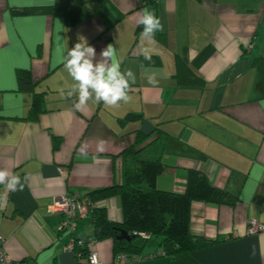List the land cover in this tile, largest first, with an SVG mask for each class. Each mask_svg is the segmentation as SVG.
<instances>
[{
	"label": "crops",
	"instance_id": "crops-1",
	"mask_svg": "<svg viewBox=\"0 0 264 264\" xmlns=\"http://www.w3.org/2000/svg\"><path fill=\"white\" fill-rule=\"evenodd\" d=\"M54 2L0 0V170L19 175L24 185L16 192L0 185V237L12 263L87 264L95 253L101 264H114L112 241L94 240L90 215L73 233L89 242L87 256L65 251L68 237L51 207L66 194L88 197L120 186L123 151L140 135L145 141L137 148L150 158L147 145L160 132L165 171L158 190L183 193L194 169L238 201L191 204V235L218 243L168 258L155 241L124 264H264V231L245 234L251 220L264 225V85L253 66L264 57V0H109L108 30L99 17L70 24L11 13ZM144 10L162 24L153 45L141 36ZM81 38L94 47V63L111 45L121 71L134 73L127 102L107 106L90 98L75 109L78 93L68 95L74 81L63 68L62 47L67 55ZM145 47L152 49L150 60ZM19 69L30 71L42 94L36 121L24 120L31 97L17 92ZM94 205L121 223L118 196Z\"/></svg>",
	"mask_w": 264,
	"mask_h": 264
},
{
	"label": "trees",
	"instance_id": "trees-1",
	"mask_svg": "<svg viewBox=\"0 0 264 264\" xmlns=\"http://www.w3.org/2000/svg\"><path fill=\"white\" fill-rule=\"evenodd\" d=\"M109 0H55L50 6H35L11 9L13 15H49L64 18L70 24H76L90 17H99L108 30L113 24L109 10ZM253 66L260 74L264 85V57L253 61ZM17 92L30 95L31 104L24 120L36 121L42 112V94L35 91L31 73L26 69L16 71ZM137 117V116H134ZM128 118L132 119L133 116ZM163 136L158 133L155 140L147 145L150 158H144L143 149L137 146L145 139L138 135L135 145L128 147L121 154L122 173L120 186H112L91 192L87 197L91 204L90 218L93 224L95 241L109 239L112 241L114 258L121 253L135 258L151 239L160 237L162 255L172 258L180 254L191 253L197 249L219 242L191 235L190 209L193 202H202L216 206H234L238 198L228 192L213 187L207 177L198 170L187 172L183 193L161 191L156 188L158 176L165 171L158 156L162 151ZM118 196L121 203L122 221L113 223L108 220L106 211L97 208L94 202ZM121 232L131 239L129 242L119 240ZM134 232L146 233L148 240L132 236ZM74 250L81 256H87L89 242L76 239ZM89 256V255H88Z\"/></svg>",
	"mask_w": 264,
	"mask_h": 264
},
{
	"label": "clouds",
	"instance_id": "clouds-1",
	"mask_svg": "<svg viewBox=\"0 0 264 264\" xmlns=\"http://www.w3.org/2000/svg\"><path fill=\"white\" fill-rule=\"evenodd\" d=\"M139 24L143 26L141 36L148 45L156 43L155 34L162 31L160 19L150 10H144ZM152 49L145 47L142 50V55L145 60L151 59ZM65 47H62L63 68L74 81L71 91L68 95L78 93V102L74 104L76 110H80L90 98L93 103H100L107 106H116L119 102H127L130 97L128 90L130 82L135 83V75L131 70L122 72L120 62L114 58V49L109 45L101 53V61L94 63L96 56L94 47L87 44L81 38V42L67 51V55H63ZM149 84L155 85L157 81L154 78H149ZM103 141L98 146V151H103ZM85 145H81L79 152L85 155ZM0 185L6 189L16 192L23 190L21 177L12 174L6 170H0ZM92 264H97L96 258H92Z\"/></svg>",
	"mask_w": 264,
	"mask_h": 264
},
{
	"label": "built area",
	"instance_id": "built-area-1",
	"mask_svg": "<svg viewBox=\"0 0 264 264\" xmlns=\"http://www.w3.org/2000/svg\"><path fill=\"white\" fill-rule=\"evenodd\" d=\"M92 204L87 197H81L77 194H66L58 197L53 202L51 211L61 216L60 221V233L65 234L68 237V241L64 246V250L67 252H73L76 244L82 243L74 238L73 233L75 232L77 223L87 218L90 215ZM264 231V225L251 220L247 224L246 235H255ZM235 236L236 233H234ZM132 236L139 237L142 240H148L150 236L142 232H134ZM5 240L0 237V264H13L11 259L4 251ZM95 257L97 264H101L95 253L89 254L87 258V264H92V258ZM134 258H129L128 255L121 253L114 258V264H124L132 261Z\"/></svg>",
	"mask_w": 264,
	"mask_h": 264
},
{
	"label": "water",
	"instance_id": "water-1",
	"mask_svg": "<svg viewBox=\"0 0 264 264\" xmlns=\"http://www.w3.org/2000/svg\"><path fill=\"white\" fill-rule=\"evenodd\" d=\"M118 238H119V240H125L127 242H129L131 240L125 232H121L120 236Z\"/></svg>",
	"mask_w": 264,
	"mask_h": 264
},
{
	"label": "rangeland",
	"instance_id": "rangeland-1",
	"mask_svg": "<svg viewBox=\"0 0 264 264\" xmlns=\"http://www.w3.org/2000/svg\"><path fill=\"white\" fill-rule=\"evenodd\" d=\"M160 240H161V238H160V237H156V238H153V239H152V241H150V242H147L146 244H148V243H151V242H155V241H158V242H160Z\"/></svg>",
	"mask_w": 264,
	"mask_h": 264
}]
</instances>
